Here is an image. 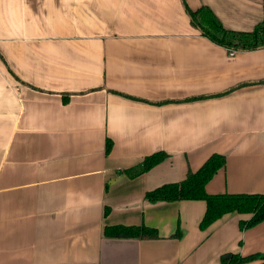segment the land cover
I'll list each match as a JSON object with an SVG mask.
<instances>
[{
  "label": "crops",
  "instance_id": "1",
  "mask_svg": "<svg viewBox=\"0 0 264 264\" xmlns=\"http://www.w3.org/2000/svg\"><path fill=\"white\" fill-rule=\"evenodd\" d=\"M185 4L235 32L264 19V0H0V264L264 253V221L240 229L251 214L201 230L206 202L146 199L213 155L226 163L209 195L264 194V48L231 56ZM160 152L150 171L126 173ZM118 225L159 238L107 237Z\"/></svg>",
  "mask_w": 264,
  "mask_h": 264
},
{
  "label": "trees",
  "instance_id": "2",
  "mask_svg": "<svg viewBox=\"0 0 264 264\" xmlns=\"http://www.w3.org/2000/svg\"><path fill=\"white\" fill-rule=\"evenodd\" d=\"M185 6L192 24L198 27L203 35L211 41L232 50L264 48V19L252 32H235L227 30L209 8L202 7L193 11L186 4ZM112 145V141L107 140V154L110 153ZM167 157L166 153H155L146 157L133 169L127 170L126 173L132 178L137 177L150 171ZM225 163L226 158L224 156L213 155L197 172H190L185 180L158 187L148 192L146 199L152 204L177 201L206 202V212L200 223L201 230L207 229L214 222L231 213L251 214L252 217L249 220L240 222V229L252 228L264 221V194L209 195L206 192L207 183L225 166ZM105 234L110 238H159L158 231L147 226H110L105 229ZM175 237H181L180 231L175 234ZM256 260H261V264H264V253L247 257L228 253L222 257L220 264H245Z\"/></svg>",
  "mask_w": 264,
  "mask_h": 264
},
{
  "label": "built area",
  "instance_id": "3",
  "mask_svg": "<svg viewBox=\"0 0 264 264\" xmlns=\"http://www.w3.org/2000/svg\"><path fill=\"white\" fill-rule=\"evenodd\" d=\"M230 55L232 56V55H234L235 53H236V50H232V49H230Z\"/></svg>",
  "mask_w": 264,
  "mask_h": 264
}]
</instances>
